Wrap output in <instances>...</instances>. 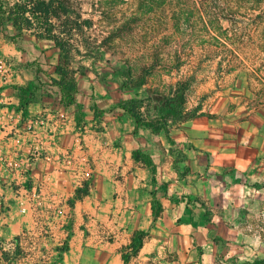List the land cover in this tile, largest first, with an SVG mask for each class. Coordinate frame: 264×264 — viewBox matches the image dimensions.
<instances>
[{"label": "rangeland", "instance_id": "374dc122", "mask_svg": "<svg viewBox=\"0 0 264 264\" xmlns=\"http://www.w3.org/2000/svg\"><path fill=\"white\" fill-rule=\"evenodd\" d=\"M53 1L56 27L67 29L73 47L75 106L57 104L43 73L53 74L60 62L53 43L33 30L17 36L10 21L0 27L2 71L30 76L19 80L20 88L30 86V102H18L14 119L30 121L51 155L30 159L27 172L20 163L0 187L7 207L0 214V264H64L93 227L110 231L119 221L150 230L155 188L151 170L133 160L135 149L157 145L158 135L174 134L223 97L264 117V0ZM132 99L160 131L135 127L122 108ZM54 129V144L46 143ZM259 163L252 195L215 223L214 264L264 259V157ZM185 209L203 211L191 201ZM108 214L117 221L110 226Z\"/></svg>", "mask_w": 264, "mask_h": 264}, {"label": "crops", "instance_id": "0c3cea01", "mask_svg": "<svg viewBox=\"0 0 264 264\" xmlns=\"http://www.w3.org/2000/svg\"><path fill=\"white\" fill-rule=\"evenodd\" d=\"M22 46L26 49L28 45ZM28 56L23 54L24 58ZM26 78L30 76L16 70L8 79L0 78V117L5 118L1 112L4 109L20 113L19 80ZM158 137L161 140L157 145L138 148L151 156L156 167L154 188L161 210L141 248L127 264H214L216 243L220 242L214 233L215 223L227 220L225 214L241 206L260 180L256 171L264 157L263 114L223 97V101L202 108L174 134L165 135V139ZM188 201L203 211L187 213ZM114 217L107 215L109 226L117 222ZM129 222L122 225L119 221L110 231H104L103 226L93 227L64 264H123L121 248L129 246L134 230L145 229L144 225L132 226ZM202 242L208 244L209 254Z\"/></svg>", "mask_w": 264, "mask_h": 264}, {"label": "trees", "instance_id": "16d2710c", "mask_svg": "<svg viewBox=\"0 0 264 264\" xmlns=\"http://www.w3.org/2000/svg\"><path fill=\"white\" fill-rule=\"evenodd\" d=\"M5 2V3H4ZM55 2L53 0H22L9 3L8 0H0V27L5 22L10 21L16 30V35L20 36L24 30H33L34 35L39 39L51 41L59 50L60 62L54 67L53 74L45 73L49 80V86L55 88L57 94L56 102L59 106L68 108L76 105V94L79 90L77 72L70 67L71 49L73 48L69 39L67 29H58L54 22ZM84 73H80L83 75ZM21 91L19 96L20 105H27L30 86L19 88ZM43 91L49 95L47 88ZM137 100L132 99L123 105V110L128 113L135 122V127L140 126L152 127L155 131L160 128L144 121L138 108ZM168 135V134H167ZM132 158L136 162L142 163L151 170L152 182L156 183V167L151 156L137 148L132 152ZM77 193V198L80 197ZM151 216L153 220L160 213L161 205L155 196V192H151ZM200 206L207 210V207L200 203ZM152 226V225H151ZM149 229H136L132 232L129 250L121 253L123 264H127L131 257L135 255L143 244L144 238L147 236ZM199 259L201 260V249H198ZM241 264H264V259H255L252 261H244Z\"/></svg>", "mask_w": 264, "mask_h": 264}, {"label": "built area", "instance_id": "2783aa9c", "mask_svg": "<svg viewBox=\"0 0 264 264\" xmlns=\"http://www.w3.org/2000/svg\"><path fill=\"white\" fill-rule=\"evenodd\" d=\"M2 64L0 61V78L7 77L8 79L11 70L9 72L2 71ZM1 112L6 115L5 118L0 117V145H3V149L0 150V187L3 185L7 186L10 183V178L18 173L17 167L20 163L24 167L23 171L27 172L30 168V159H37L38 156H43L45 161H49L51 156L50 149L44 146L37 128L33 126L35 129H30V121L23 122L20 119L16 121L14 119V112H9L8 109H4ZM36 122L39 127H42L44 124L43 119H39V121L35 119L34 123ZM55 132V129L53 131L50 130L49 134L45 135L46 143L54 144ZM32 138L36 139L37 143L40 142L39 147H36L32 143ZM30 147H34L35 150L38 148V151H31ZM67 162H70V160ZM32 190H34V187H32ZM32 193L35 195L34 191ZM6 208L4 203L0 201V214H4L7 211ZM24 210V207L20 209V211Z\"/></svg>", "mask_w": 264, "mask_h": 264}]
</instances>
